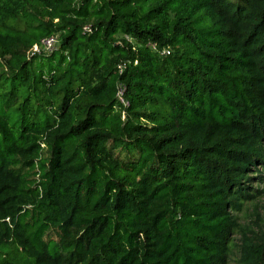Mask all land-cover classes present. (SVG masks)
Wrapping results in <instances>:
<instances>
[{
    "label": "trees",
    "instance_id": "16d2710c",
    "mask_svg": "<svg viewBox=\"0 0 264 264\" xmlns=\"http://www.w3.org/2000/svg\"><path fill=\"white\" fill-rule=\"evenodd\" d=\"M262 170L264 0H0V264H264Z\"/></svg>",
    "mask_w": 264,
    "mask_h": 264
},
{
    "label": "rangeland",
    "instance_id": "374dc122",
    "mask_svg": "<svg viewBox=\"0 0 264 264\" xmlns=\"http://www.w3.org/2000/svg\"><path fill=\"white\" fill-rule=\"evenodd\" d=\"M261 173L264 174V170ZM250 185L254 189H259L262 193L255 201L248 202L244 205L243 211L238 213V222L242 226H248L255 232H264V182L259 183L256 179H253L250 181ZM237 258V253L233 250L228 264H236Z\"/></svg>",
    "mask_w": 264,
    "mask_h": 264
},
{
    "label": "built area",
    "instance_id": "2783aa9c",
    "mask_svg": "<svg viewBox=\"0 0 264 264\" xmlns=\"http://www.w3.org/2000/svg\"><path fill=\"white\" fill-rule=\"evenodd\" d=\"M88 27L85 29L87 30ZM58 42V38L56 36H50V37H45L41 39L40 43L35 45L30 51L29 55H34V54H39V53H45V54H50L52 51L56 49ZM164 54H169V51H164ZM123 68L122 65L118 66V69L121 71ZM124 92H125V87L123 85H118V89L116 92V98L117 100L121 103L122 106L127 107L128 102L124 98Z\"/></svg>",
    "mask_w": 264,
    "mask_h": 264
}]
</instances>
